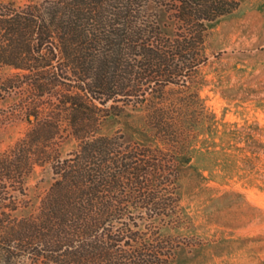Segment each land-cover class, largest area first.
Masks as SVG:
<instances>
[{
	"label": "trees",
	"instance_id": "1",
	"mask_svg": "<svg viewBox=\"0 0 264 264\" xmlns=\"http://www.w3.org/2000/svg\"><path fill=\"white\" fill-rule=\"evenodd\" d=\"M149 1L0 3V65L28 71L20 81L56 96L53 108L65 112L68 128L81 140L73 155L57 159V178L42 209L16 219L11 229L0 221L6 240L17 241L20 249L33 245L27 252L44 264L171 262V252L141 230L145 216L129 209L149 210L150 218L163 214L166 203L153 183L170 181L164 171L174 159L167 167L153 153L160 148L124 145L120 137L96 131L102 115L120 114L133 103L149 107L153 125L178 140L173 115L156 105L174 76L198 64L207 22L228 12L230 4L169 0L175 2L171 18L180 27L172 35L148 12ZM33 114L38 123L28 133L30 147L61 131L59 121L39 118L38 107ZM19 158H25L22 151ZM137 185L153 187L139 202L120 197Z\"/></svg>",
	"mask_w": 264,
	"mask_h": 264
},
{
	"label": "rangeland",
	"instance_id": "2",
	"mask_svg": "<svg viewBox=\"0 0 264 264\" xmlns=\"http://www.w3.org/2000/svg\"><path fill=\"white\" fill-rule=\"evenodd\" d=\"M225 1L229 11L207 22L198 64L174 76L156 105L173 115L178 140L153 125L149 107L133 103L120 114L102 115L96 131L120 137L124 145L160 148L153 153L167 167L174 159L173 170L164 171L170 181L153 183L166 203L163 214L150 218L149 210L129 209L145 216L141 230L171 252L170 264H264V0ZM174 3L148 5L172 35L180 29L171 18ZM26 73L0 65V221L6 229L42 209L57 178V159L73 155L81 142L65 112L53 108L59 99L20 81ZM35 107L40 119L59 121L61 131L30 147ZM149 188L137 185L119 194L139 202ZM5 238L0 232V264H44L27 252L33 245L17 249V241Z\"/></svg>",
	"mask_w": 264,
	"mask_h": 264
}]
</instances>
